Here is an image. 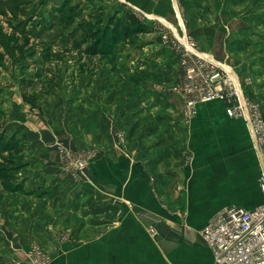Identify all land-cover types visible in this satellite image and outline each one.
Wrapping results in <instances>:
<instances>
[{"label":"crops","instance_id":"obj_1","mask_svg":"<svg viewBox=\"0 0 264 264\" xmlns=\"http://www.w3.org/2000/svg\"><path fill=\"white\" fill-rule=\"evenodd\" d=\"M119 1L139 21L166 27L164 20L211 60L230 65L236 40L221 8L207 9L208 22L199 15L184 22L182 0ZM185 1L191 15L192 1ZM168 76L160 77L165 87L175 82ZM155 87L147 84L143 104L136 103L143 113L134 107L132 118L102 119L86 136L58 121L43 120L38 129L26 123L28 175L38 194L20 202L13 230L0 234V264H27L33 249L47 264H213L200 236L212 216L224 207L264 203L256 154L244 123L228 118L221 102L199 103L185 118V99ZM61 148L70 152L69 163ZM76 156L85 163L81 173L73 166ZM144 214L155 218L152 226Z\"/></svg>","mask_w":264,"mask_h":264},{"label":"rangeland","instance_id":"obj_2","mask_svg":"<svg viewBox=\"0 0 264 264\" xmlns=\"http://www.w3.org/2000/svg\"><path fill=\"white\" fill-rule=\"evenodd\" d=\"M191 1V15L185 12L187 1H180L184 22L197 15L200 21L212 20L208 8L226 12L223 21L231 22L236 40L228 52L230 65L207 56L228 67L259 103L264 95V0ZM129 16L119 0H0V234L13 230L20 202L38 194L28 175L32 156L26 123L38 129L43 120L58 121L86 136L102 119L138 115L133 109L143 104L147 84L168 96L182 87L183 79L175 82L185 76L180 52L188 34L164 20L168 28L146 18L133 24ZM165 71L175 80L166 87L160 80Z\"/></svg>","mask_w":264,"mask_h":264},{"label":"built area","instance_id":"obj_3","mask_svg":"<svg viewBox=\"0 0 264 264\" xmlns=\"http://www.w3.org/2000/svg\"><path fill=\"white\" fill-rule=\"evenodd\" d=\"M189 40V39H188ZM189 43V44H188ZM181 64L185 67L183 85L174 88L185 99L184 117L189 118L199 103L219 101L228 118L244 123L258 162V188L264 196V110L251 99L226 67H220L207 57H202L190 40L182 43ZM63 159L71 160L69 151L61 148ZM73 166L82 172L86 167L79 156ZM148 226L155 223L149 214L140 215ZM154 235V230L150 228ZM201 239L212 255L213 264H264V203L245 209L224 207L216 212L200 231ZM27 264H47V259L37 249L27 255ZM21 264V263H13Z\"/></svg>","mask_w":264,"mask_h":264},{"label":"trees","instance_id":"obj_4","mask_svg":"<svg viewBox=\"0 0 264 264\" xmlns=\"http://www.w3.org/2000/svg\"><path fill=\"white\" fill-rule=\"evenodd\" d=\"M129 20H131V22L133 23V24H135L136 22H135V20H138V19H136L135 17H134V15H132V14H130L129 13Z\"/></svg>","mask_w":264,"mask_h":264},{"label":"bare ground","instance_id":"obj_5","mask_svg":"<svg viewBox=\"0 0 264 264\" xmlns=\"http://www.w3.org/2000/svg\"><path fill=\"white\" fill-rule=\"evenodd\" d=\"M221 67L226 68V67H224L223 65H222ZM226 69H227V68H226Z\"/></svg>","mask_w":264,"mask_h":264}]
</instances>
